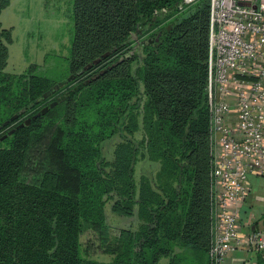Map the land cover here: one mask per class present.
Masks as SVG:
<instances>
[{"label": "trees", "instance_id": "trees-1", "mask_svg": "<svg viewBox=\"0 0 264 264\" xmlns=\"http://www.w3.org/2000/svg\"><path fill=\"white\" fill-rule=\"evenodd\" d=\"M181 1L74 0L75 33L56 74L36 64L4 72L12 39L0 23V264H216L210 2L180 11ZM10 4L0 0V15ZM163 8L170 14L155 15ZM41 142L43 169L30 181ZM141 160L159 169L138 183ZM109 201L120 216L137 207L139 229L113 231ZM87 231L111 263L84 255Z\"/></svg>", "mask_w": 264, "mask_h": 264}, {"label": "built area", "instance_id": "built-area-1", "mask_svg": "<svg viewBox=\"0 0 264 264\" xmlns=\"http://www.w3.org/2000/svg\"><path fill=\"white\" fill-rule=\"evenodd\" d=\"M197 0H184L177 9ZM208 100L213 152L211 256L216 264L244 244L238 212L249 177L264 178V0H209ZM163 8L155 15H168ZM247 250L264 252V228Z\"/></svg>", "mask_w": 264, "mask_h": 264}, {"label": "rangeland", "instance_id": "rangeland-1", "mask_svg": "<svg viewBox=\"0 0 264 264\" xmlns=\"http://www.w3.org/2000/svg\"><path fill=\"white\" fill-rule=\"evenodd\" d=\"M199 1L188 6H196ZM0 23L4 29L11 32L12 39L8 45L9 57L4 72L20 75L31 64H36L44 70L49 68L52 74H56L66 66L62 58L69 55L75 33L74 0H11L9 8L3 10L0 15ZM48 56L53 57L46 64L45 60ZM71 94L72 92L66 94L60 100L67 99ZM143 137V130L136 134L138 141ZM119 142L115 139L105 145L104 153L107 161H114V151ZM44 151L45 143L43 142L33 147L24 173L28 180H34L42 171ZM158 169V164L141 160L136 166L137 182H140L143 175L156 173ZM112 205V201L106 204L105 215L106 223L113 231L139 229L137 207L134 216L128 217L114 213ZM81 242L86 257L103 263L113 261V256L104 254L101 250L98 235L94 231H87L82 236Z\"/></svg>", "mask_w": 264, "mask_h": 264}, {"label": "crops", "instance_id": "crops-1", "mask_svg": "<svg viewBox=\"0 0 264 264\" xmlns=\"http://www.w3.org/2000/svg\"><path fill=\"white\" fill-rule=\"evenodd\" d=\"M249 184L252 192L238 212L240 237L244 246L227 257L225 264H264V252L246 249L250 234L264 228V178L251 175ZM168 261L165 259L161 263L168 264Z\"/></svg>", "mask_w": 264, "mask_h": 264}, {"label": "water", "instance_id": "water-1", "mask_svg": "<svg viewBox=\"0 0 264 264\" xmlns=\"http://www.w3.org/2000/svg\"><path fill=\"white\" fill-rule=\"evenodd\" d=\"M66 98H62L60 101H63V100H65ZM56 104H53L52 106H55ZM46 111V110H45Z\"/></svg>", "mask_w": 264, "mask_h": 264}]
</instances>
